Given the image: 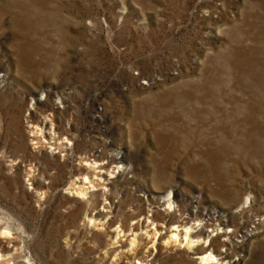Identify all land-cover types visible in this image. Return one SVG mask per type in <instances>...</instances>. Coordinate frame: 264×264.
Segmentation results:
<instances>
[{
	"label": "rangeland",
	"instance_id": "obj_1",
	"mask_svg": "<svg viewBox=\"0 0 264 264\" xmlns=\"http://www.w3.org/2000/svg\"><path fill=\"white\" fill-rule=\"evenodd\" d=\"M27 117L70 153L46 149L48 129L33 149ZM92 149L113 174L88 189ZM169 191L172 210L158 205ZM181 208L226 216L232 228L209 231L229 242L239 226L231 264H264V0H0L3 263L200 264L210 240L188 248Z\"/></svg>",
	"mask_w": 264,
	"mask_h": 264
},
{
	"label": "bare ground",
	"instance_id": "obj_2",
	"mask_svg": "<svg viewBox=\"0 0 264 264\" xmlns=\"http://www.w3.org/2000/svg\"><path fill=\"white\" fill-rule=\"evenodd\" d=\"M32 109H34V108H32ZM52 112V111H51ZM50 116H52V115H50ZM28 118V117H27ZM30 118V117H29ZM27 119V124H28V128H29V133H31L32 135V137H33V139L32 140H36V142L35 143H32V145H33V149H35V144H37V143H42V142H44V143H47L46 141H44V140H42V138H43V133H45V130L46 129H48V131L46 132L48 135H49V138L51 139V140H53V143H52V145H51V141L49 142L48 141V143H50V144H48L49 146L47 147L46 145H45V147H46V149L47 150H49L50 152H55L56 150H59V153H61V151H68L69 153H70V151H71V146H72V142L70 141V139L67 137V138H64L65 139V142L64 143H66V144H64L63 142H57L58 140V133H56L55 132V130H54V124H53V122H51L50 123V126H49V128L46 126L47 125V123H48V120L49 119H47V118H45V120L44 121H41V126L38 124V123H35V122H32L30 119ZM42 119V118H41ZM50 121V120H49ZM49 124V123H48ZM56 134V135H55ZM60 136V135H59ZM44 139V138H43ZM31 140V141H32ZM65 147V148H64ZM96 150H90V151H86V154H85V156L84 157H82V158H79L80 159V171H82V173H81V184L84 186V185H91V186H89L88 187V189L89 188H91V189H94L96 186H98V185H100V186H105V184H108V183H111L112 182V174L113 173H111V170L108 168H106V167H102V166H100L101 164V162L100 163H98L100 160H101V157L100 156H98V155H96ZM37 154V153H36ZM73 154V153H72ZM57 155V154H56ZM100 155V154H99ZM42 156V155H41ZM64 156V154H62L61 155V157H63ZM118 160V158L116 159V161ZM13 161V160H12ZM11 161V162H12ZM115 161V162H116ZM118 162H120V161H118ZM15 163V162H14ZM26 166V165H25ZM100 167V168H99ZM108 167V166H107ZM16 168V167H15ZM26 168V167H25ZM78 168V169H79ZM96 168H98V170H96L95 171V169ZM103 169H106V170H103ZM26 178H27V184H28V181H30L31 183H29V184H32V188L33 189H36L35 188V186L37 187V186H39V182H37L38 180H36V179H38V178H36V175H35V169H34V167H33V165L32 164H29V167L27 166V168H26ZM94 172V173H93ZM104 172H105V174H104ZM93 173V177H91L90 176V174H92ZM15 174V173H14ZM16 175V174H15ZM79 176V175H78ZM80 177V176H79ZM97 178V179H96ZM99 179V180H98ZM100 180H103V183H100L99 181ZM72 184H75V183H71V185ZM98 188V187H97ZM75 191L77 190V193L79 194V195H81V197H84V195L86 196V190H87V188H83V187H80L79 189H75V187L73 188ZM112 189H113V187L112 188H110V189H106V187L104 188L103 187V189H101L100 190V194H101V196L102 197H104L105 199H108V198H110L111 196H112ZM170 192L171 191H169V192H167V193H165V197H167V199H166V201L163 203V204H161V203H159L158 205H162V206H165V205H167V206H169V208L171 209V207H172V205H174L173 204V200H172V196H169V195H167V194H170ZM88 193V192H87ZM172 195V194H171ZM91 199V198H90ZM154 205V204H153ZM107 208H110V209H112L113 210V208L115 207L114 206V203H112V202H110V206H106ZM151 207H153V206H151ZM67 208V207H66ZM172 210V209H171ZM184 210H186V213L188 214V215H190L188 218H187V220H185V219H183L182 221H180L181 222V224H179V225H181V227H183V231H180V233L181 234H183L184 236H185V243H186V245L188 246V248H191L190 246H191V241L193 240H191L190 239V237H196L197 239L195 240L196 242L198 241V240H200V238L199 237H203V236H205V238L206 239H208L209 238V240H210V245H209V247L208 248H206V247H202V248H200V250H202V252L199 254V258H200V261H201V263L200 264H226V263H228V262H230L229 264H231L232 262H231V252L229 251V249L230 248H232L233 246H235V245H233L234 244V237L236 236V234H235V231L237 230V228L239 227L238 225H235L233 228H234V233L233 234H226V235H224V236H226L227 238H228V240H229V242L227 243V242H225V241H219V240H217L216 238H212L211 237V230L213 231V230H215L216 231V229L217 228H222V229H229V228H232L228 223H229V221L226 219V216H223L225 219H223V218H220V219H217L216 220V224H214L215 222L213 221V223H211L210 221L212 220H207L205 223H203L204 222V219L207 217V215L208 214H206V211H203L202 213L201 212H199V213H197V212H189L190 210L188 209V211H187V209H185V208H181V211L182 212H184ZM204 210V209H203ZM92 211V210H91ZM167 213H168V209H166L165 210ZM89 212V211H88ZM151 212V213H150ZM166 213V214H167ZM87 215V214H86ZM94 215H96V217H99L100 215H103V213H102V211L101 212H98L97 214H92V213H90L89 212V216L91 217L90 219L92 220V217L94 218ZM141 215V213H138L136 216H140ZM131 216H133V214H131ZM136 216H134V218H137ZM165 216L166 215H164L163 217H162V221H163V219L165 218ZM168 217V216H167ZM173 217V216H172ZM11 218V217H10ZM114 218H116V214L114 215V217H113V219ZM144 218H145V220H143V222H146V225H149V224H155L156 222H157V220H158V215H157V211H156V209L155 210H152V208H150L149 210H148V212L145 214V216H144ZM142 219V218H141ZM96 220V219H95ZM194 220H198L200 223H201V225H203V227L201 228V230H199V228H197L198 226H199V224H192V222L191 221H194ZM15 221V220H14ZM165 221V220H164ZM142 222V221H141ZM12 223V221L11 222H8V220H7V223H4L5 225L3 226H1V227H4V228H6V229H3V231H0V234H2L4 237H6V235L8 236V233H9V230L10 229H12L13 230V224H11ZM121 223V222H120ZM140 223V220H139V222H138V224ZM161 223V222H160ZM18 224H20V223H18ZM158 224H159V222H158ZM158 224H156V225H158ZM178 225V226H179ZM16 228V227H15ZM21 228V227H20ZM196 228V232H194V229ZM211 230H210V229ZM9 229V230H8ZM240 229V228H239ZM210 230V231H209ZM155 231V230H154ZM23 232V231H22ZM120 231H119V228H118V226L116 227V231L114 232L115 233V237L118 235L119 236V233ZM156 233V232H155ZM13 235V234H12ZM177 233L176 234H174L173 236H171V237H177ZM191 235V236H190ZM17 236V235H16ZM179 236V235H178ZM171 237H169L170 239L169 240H171ZM204 238V239H205ZM119 239V238H118ZM178 239V238H177ZM173 240V239H172ZM13 241V240H12ZM15 241V240H14ZM118 241V240H117ZM135 241L136 240H132L131 242L132 243H135ZM177 241V240H176ZM194 241V242H195ZM201 241V240H200ZM208 241V240H207ZM10 242V241H9ZM175 242V241H174ZM137 243V242H136ZM198 243V242H197ZM15 244V243H14ZM193 244V243H192ZM16 245H17V243H16ZM15 245V246H16ZM138 245V244H137ZM136 245V246H137ZM153 245H155V244H153ZM3 246V245H2ZM18 246V245H17ZM16 246V247H17ZM193 246V245H192ZM8 248V247H7ZM7 248L6 247H1L0 248V264H4L3 262L6 260H8V258H5V256H7L8 255V253L10 252V250H7ZM222 248H226L227 249V251L226 252H223V250H222ZM229 248V249H228ZM15 250H13V251H15L16 252V250H18L19 249V251H20V249H23L22 248V246L20 247V248H14ZM135 249V246L133 245V244H130V253L131 254H129V257L131 258V259H134L135 258V255L138 253H136L135 254V252H133V251H136V249ZM138 250V249H137ZM147 250H149L148 251V253L149 254H151V252H152V249H150V248H148ZM25 251V250H24ZM132 251V252H131ZM140 251V250H139ZM26 252V251H25ZM6 253H7V255H6ZM13 253V252H12ZM22 253H23V251H22ZM142 253V252H141ZM9 254H11V253H9ZM14 254V253H13ZM149 254H146L147 256H150ZM16 256H17V254H15ZM24 254H22V256H23ZM142 255V254H141ZM145 255V254H144ZM20 256H21V254H20ZM19 256V257H20ZM21 256V257H22ZM139 256V255H138ZM143 256V255H142ZM10 257V256H9ZM11 258V257H10ZM24 258V257H23ZM122 258V257H121ZM141 258V257H140ZM143 258V257H142ZM144 259H146V258H144ZM230 259V260H229ZM124 260V259H123ZM26 261V260H25ZM116 261V260H115ZM125 261V260H124ZM131 261V260H130ZM141 261H142V259L139 261V264L141 263ZM10 262V261H9ZM143 262V261H142ZM7 263H8V261H7ZM35 263V262H34ZM33 263V260H30L29 258H27V264H34ZM119 263V262H118ZM117 263V264H118ZM131 263L132 264H137V262L135 263L133 260L131 261ZM6 264V263H5ZM26 264V263H25Z\"/></svg>",
	"mask_w": 264,
	"mask_h": 264
}]
</instances>
